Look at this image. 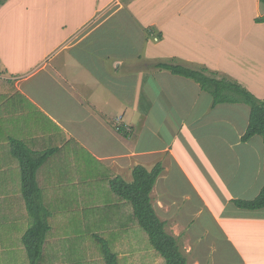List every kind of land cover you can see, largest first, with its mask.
I'll return each mask as SVG.
<instances>
[{
  "label": "crops",
  "instance_id": "obj_1",
  "mask_svg": "<svg viewBox=\"0 0 264 264\" xmlns=\"http://www.w3.org/2000/svg\"><path fill=\"white\" fill-rule=\"evenodd\" d=\"M18 8L22 17L13 15ZM262 16L259 0L0 5V264H29L22 237L32 218L13 140L33 153L50 151L35 174L49 226L38 264H106L97 237L117 264H137L147 246L131 204L110 181L130 183L136 165L151 170L157 163L149 196L164 230L179 249L178 226L190 240L203 233V248L184 254L187 264H205L206 248L208 264H217V247L233 246L250 217L264 215V207L232 202L253 199L264 185L262 138L241 139L245 103L213 104L194 80L147 64L204 70L261 103Z\"/></svg>",
  "mask_w": 264,
  "mask_h": 264
},
{
  "label": "trees",
  "instance_id": "obj_2",
  "mask_svg": "<svg viewBox=\"0 0 264 264\" xmlns=\"http://www.w3.org/2000/svg\"><path fill=\"white\" fill-rule=\"evenodd\" d=\"M259 1L264 7V0ZM261 19H264V16ZM147 65L166 69L173 74L194 80L202 89L212 95L213 104L243 102L248 105V124L241 139L246 141L254 135H260L264 144V100L257 103L237 83L225 78L209 76L201 69L169 61H158ZM119 130L122 132V127H119ZM11 151L20 164L22 195L32 218V223L23 234L22 240L29 257V264H38L49 226L47 212L41 207L39 201V189L35 174L50 151L33 153L26 150L16 140L11 141ZM160 172V163H157L151 170H147L142 165H136L132 169L133 180L130 183L116 176L111 179L110 187L120 198L131 204L136 221L146 232L151 246L163 257L165 264H187L186 258L177 245L176 238L164 230L165 223L156 215L150 202L149 194ZM232 202L243 209L263 208L264 185L253 199H233ZM97 239L101 243L106 264H117L116 256L109 250L106 242L100 237Z\"/></svg>",
  "mask_w": 264,
  "mask_h": 264
},
{
  "label": "rangeland",
  "instance_id": "obj_3",
  "mask_svg": "<svg viewBox=\"0 0 264 264\" xmlns=\"http://www.w3.org/2000/svg\"><path fill=\"white\" fill-rule=\"evenodd\" d=\"M5 1L6 0H0V5ZM34 2H37V0H34ZM13 15L23 16L22 13H19V8L13 12ZM34 16H39V10H37V8L34 10ZM234 206L237 207L235 204ZM223 209H225V207ZM263 216L261 214H256L255 216L253 215L250 217L247 221L248 225L244 224L248 229L236 237H233L235 240L234 243H231L233 246H230L227 243L217 247V264H264V224L261 223L262 221L259 219ZM139 231L142 235L140 242H143L147 248L146 253L138 259L137 264H156L157 259V264H165L163 257L152 248L146 232L143 228H140V226ZM173 234L179 237L178 239L181 243L180 250L182 254H185L187 257L194 256L203 248V246L200 247V245L204 244V241L202 240L201 242L200 240L201 237H203V233L201 232H197L198 236L193 240H190L185 228L178 226ZM222 236L225 235L222 233ZM152 249L153 252H149V250L152 251ZM210 251L211 248L209 250L206 248V253L204 254L205 264H208V261L211 258ZM120 260L121 264H123L122 258H120ZM193 264H198V258Z\"/></svg>",
  "mask_w": 264,
  "mask_h": 264
}]
</instances>
